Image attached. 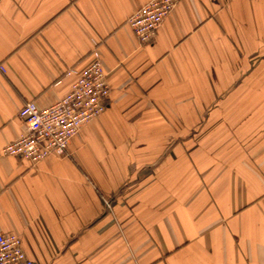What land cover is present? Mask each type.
Listing matches in <instances>:
<instances>
[{"label": "crops", "instance_id": "1", "mask_svg": "<svg viewBox=\"0 0 264 264\" xmlns=\"http://www.w3.org/2000/svg\"><path fill=\"white\" fill-rule=\"evenodd\" d=\"M148 1L0 0V149L94 48L111 88L65 154H0V233L33 264H264V0H181L141 43Z\"/></svg>", "mask_w": 264, "mask_h": 264}, {"label": "built area", "instance_id": "2", "mask_svg": "<svg viewBox=\"0 0 264 264\" xmlns=\"http://www.w3.org/2000/svg\"><path fill=\"white\" fill-rule=\"evenodd\" d=\"M181 0H150L137 9L128 24L141 43L149 42ZM92 61L82 71L72 67L68 75L76 79L69 91L56 102L40 107L36 101H28L19 116L26 130L17 139L0 149V154L20 156L33 165L50 155H63L69 141L80 134L82 128L107 110L111 88L102 65L98 49L91 51ZM107 205H110L107 202ZM0 264H33L23 250V241L14 232L0 233Z\"/></svg>", "mask_w": 264, "mask_h": 264}]
</instances>
